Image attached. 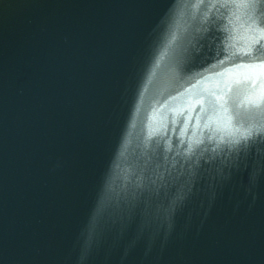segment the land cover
Instances as JSON below:
<instances>
[{
	"label": "water",
	"instance_id": "obj_1",
	"mask_svg": "<svg viewBox=\"0 0 264 264\" xmlns=\"http://www.w3.org/2000/svg\"><path fill=\"white\" fill-rule=\"evenodd\" d=\"M0 264H264V0H0Z\"/></svg>",
	"mask_w": 264,
	"mask_h": 264
},
{
	"label": "snow or ice",
	"instance_id": "obj_2",
	"mask_svg": "<svg viewBox=\"0 0 264 264\" xmlns=\"http://www.w3.org/2000/svg\"><path fill=\"white\" fill-rule=\"evenodd\" d=\"M242 57H249V58H251V53L250 52H245V53H242ZM221 64H223L224 62L223 61H221L220 62ZM229 71H231V70H229ZM237 83H239V81H237ZM220 97H216V100H217V103L220 101ZM197 103H200V101H197ZM201 111H203V108L201 109ZM210 123H211V121H210ZM230 121H228V122H226V123H224V127H228L229 125H230ZM206 127L208 126V124H206L205 125Z\"/></svg>",
	"mask_w": 264,
	"mask_h": 264
}]
</instances>
